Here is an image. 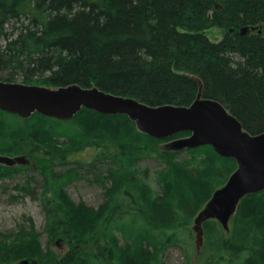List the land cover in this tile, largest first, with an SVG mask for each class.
I'll return each instance as SVG.
<instances>
[{
	"label": "trees",
	"instance_id": "trees-1",
	"mask_svg": "<svg viewBox=\"0 0 264 264\" xmlns=\"http://www.w3.org/2000/svg\"><path fill=\"white\" fill-rule=\"evenodd\" d=\"M212 28L223 30L220 40L208 37ZM16 80L97 88L151 107L189 106L201 82L202 98L219 102L244 131L258 135L264 133V0H0V81ZM188 136L157 140L125 115L86 108L70 121L0 111L1 156L55 141L73 147L70 156L99 150L89 162L38 156L31 173L1 165L0 197L16 181V193L39 201L48 239L62 233L77 246L59 258L31 260L165 264L175 249L186 258L184 232L237 168L210 146L175 143ZM78 182L101 189L100 211L72 204L66 188ZM236 210L243 240L225 239L215 220L204 221L201 264H264V190L244 196ZM23 230L34 234L32 227ZM7 237H0V264L14 242ZM17 241L24 250L33 245L28 236Z\"/></svg>",
	"mask_w": 264,
	"mask_h": 264
},
{
	"label": "water",
	"instance_id": "water-1",
	"mask_svg": "<svg viewBox=\"0 0 264 264\" xmlns=\"http://www.w3.org/2000/svg\"><path fill=\"white\" fill-rule=\"evenodd\" d=\"M246 30L243 28L241 33ZM198 85L196 99L189 106L151 107L97 88L70 85L52 89L0 81V111L22 119L37 113L59 121H70L83 108L104 115H125L139 132L154 139L165 140L185 132L189 136L175 142L179 147L210 146L217 155L234 159L236 170L215 191L196 218L194 229L202 238L204 221L217 219L226 226L244 196L264 190V133L251 135L244 131L241 123L223 105L202 98L201 82ZM26 163L21 156L0 155L2 165Z\"/></svg>",
	"mask_w": 264,
	"mask_h": 264
},
{
	"label": "rangeland",
	"instance_id": "rangeland-1",
	"mask_svg": "<svg viewBox=\"0 0 264 264\" xmlns=\"http://www.w3.org/2000/svg\"><path fill=\"white\" fill-rule=\"evenodd\" d=\"M206 34L211 40L218 41L222 38L223 30H220L219 28H212ZM15 82L22 83V81L17 80ZM31 84L45 86V83L42 80H34L31 82ZM58 142L60 143V141H55V143L48 144L47 146H44L45 144L43 146L38 144L36 145L37 149L31 146L30 143L26 144V146L24 145L23 148L21 147V154H18L17 156H24L30 161H33V159L37 158L38 156H44V158L48 156L47 161L54 162L63 156L65 158L89 162L95 155L99 153V150L87 147L85 149L79 150L82 152L70 156L71 153L75 151V149L70 146L60 145ZM38 151H41V153L46 152L48 154H39ZM18 153H20V150ZM146 163L155 165V162L153 161L144 162V164ZM2 166L0 165V170ZM6 167L17 172L19 166L17 165V168L14 167V165L13 167ZM16 175L17 173L14 176ZM16 183V181H12L11 183L7 182L6 186L4 187L6 189L5 197H0V237L6 238L8 236L9 241H14L10 247H6L4 249H8V252L4 254L5 256L2 259V264H23L24 261H27V264H36V260L31 259L33 257L34 259H40V255L55 256L57 258L62 257L66 252L75 246V243H69L64 238L62 233L52 238V241L48 239V233L44 231L46 215L41 210L39 201L16 193ZM39 191H37L36 194H38ZM66 192L72 199V204L78 205L81 208L85 207V210H87L88 213H90L89 209L92 212L100 211L101 204L104 201L101 189L87 182H78L73 184L72 186L66 188ZM206 205L207 204H205L204 207ZM204 207L201 209V211L204 209ZM236 213L237 210H235V212L230 216L226 226L215 219L225 239H234L237 241L243 240L242 234L245 232L243 226L244 224L242 221H238V215ZM241 214H243L246 221H250L253 218L246 215L245 212H241ZM195 226L196 218L193 219L191 224L188 226L189 230L184 232L187 252V254H185L187 255L186 258L179 250H169L166 259H164L165 264H201V261L207 256V251L203 238L198 236V233L194 229ZM28 227H32L34 234H26V230L23 229H27ZM25 236L30 238L29 242L33 243V245L29 248H25L24 250L22 248V244H20L17 240ZM76 248L77 246H75V249ZM22 253L27 254V257L19 258V254ZM41 258H43V256Z\"/></svg>",
	"mask_w": 264,
	"mask_h": 264
},
{
	"label": "flooded vegetation",
	"instance_id": "flooded-vegetation-1",
	"mask_svg": "<svg viewBox=\"0 0 264 264\" xmlns=\"http://www.w3.org/2000/svg\"><path fill=\"white\" fill-rule=\"evenodd\" d=\"M21 157H24V156H21ZM25 158V157H24ZM26 159V158H25ZM27 160V163L26 164H24V165H18V164H15L14 165V167H16L17 168V165L20 167H22V168H25L26 170H28L27 172H30L31 170H36V168H37V165H36V163H37V161L35 160V159H33V161H30V160H28V159H26ZM13 167V166H12ZM16 172V171H15ZM17 177V176H16Z\"/></svg>",
	"mask_w": 264,
	"mask_h": 264
}]
</instances>
